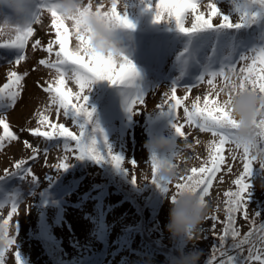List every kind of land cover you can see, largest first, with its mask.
I'll use <instances>...</instances> for the list:
<instances>
[{"label":"rangeland","instance_id":"rangeland-1","mask_svg":"<svg viewBox=\"0 0 264 264\" xmlns=\"http://www.w3.org/2000/svg\"><path fill=\"white\" fill-rule=\"evenodd\" d=\"M41 2L42 0H29V4L26 5H31L32 3L35 5L37 3L38 6L32 9L36 13ZM98 2L99 0H94V3ZM155 2H158V0L153 1L152 15L154 19L156 14ZM208 2L209 0H202L201 11H206L203 5ZM213 2L216 3L221 12L229 14L232 19H239L246 9L243 0H213ZM104 3L108 5L109 0H105ZM143 4V0H118V10L121 11L122 15L126 14L133 21L142 20L144 14ZM28 10L25 6V15L32 17L33 14H30ZM26 11L29 13H26ZM15 15L10 8L0 5V25L8 23L12 26L22 27L19 15ZM42 21V25H34L36 32L29 41V47L26 51L27 59L19 65L13 63L23 55L22 50L16 54L12 49L14 47L0 48L7 53L5 55L0 54V86H3L7 82V73L9 71H17L21 74L28 73L26 79L22 82L24 87L21 98L13 109H9L4 113L11 129L17 134L18 140L9 142L0 151V174L10 167L13 161L30 157L32 151L24 145V141H28L33 147L40 149L38 158L34 160L35 162L30 160V163H34L28 164V167L32 168L33 174L36 176L35 178H31L33 182L36 181L38 184V191L43 186L44 181L50 179L49 174L55 173L58 170L53 166L60 163L65 155L71 156V152L65 153L63 149L64 143L55 142L50 148H47L44 145L43 137L33 136L30 132V129L39 126L35 113L48 103L47 94L37 87V82L44 83L46 80L51 79L52 76L49 69L38 64V60L40 58H47V54L41 50H34L31 47L37 38H40L45 43L49 39L54 38V31H50V14L45 12L42 16ZM164 22H170V20H167L165 16V20L159 23ZM117 33L124 48V56H129L131 51L135 50V48H132L135 43L139 44L138 40L135 37L126 36L127 34L124 36V33L115 31V34ZM225 38V47L228 51L232 46L233 37L225 35ZM3 39H7V37L5 36ZM217 42L215 39V44ZM187 43L188 41L180 35L170 37L166 50L168 68L164 71V76L158 78L144 71L138 77L136 84L147 95L145 105L137 106L138 113L129 112L126 102L125 106L117 114L107 119V123L109 121L114 126L108 124L110 128L117 129L109 138L108 149L110 148L113 154L117 153L120 155L124 161L120 165L122 170H120L119 180L122 181L123 179L126 184H128V181L134 182L137 185L135 188H138L136 189L135 196L139 199L145 197L146 192L143 186L152 182L153 175L150 163L151 153L146 146L149 141L148 132L154 131L158 137L164 136L169 139H175L180 148L184 149V140L176 135L175 128L173 127V117L170 122L165 123L162 131L158 127L159 121L157 124L156 118L164 112L157 109V105L161 102L163 93L172 87H178L177 96L183 97L186 94V87L197 85L205 75L235 64L227 61L221 69L215 71L206 69L200 77L196 78L194 85L187 86L186 81H184L185 84L180 83L177 86L170 76L181 75L180 80L187 77H183L184 74H182V71L189 65V61L184 57H188ZM140 44H142V40ZM215 44L213 35L209 34L204 42L199 45L205 52L204 59L206 62H211L213 59L211 48H214ZM256 47L257 49L248 53H241V56L244 57L255 51L264 49V45ZM153 51L156 52L155 49ZM176 52H178L177 58L179 62H174L175 59L173 61L170 58L175 57ZM129 59L131 60V58ZM171 63L172 66L170 65ZM242 66V62L236 65L237 69ZM34 68L36 69L35 71H33ZM168 69L170 70L169 75L166 74ZM220 83L222 81L218 80L217 84L219 85ZM67 87L71 88L73 92L78 91V87L72 82H69ZM94 87L95 83L92 84L88 92L89 95L93 94ZM207 88L206 82L199 83L188 93V100L184 103H190L198 95L202 97L206 93ZM0 105L7 107L3 101H0ZM178 115L180 117L179 122L184 123L183 105L178 109ZM50 120L53 123L71 124V120L65 119L62 112L59 118H57L55 109L51 110ZM41 130L50 131L51 129L42 127ZM71 130L73 129L71 128ZM183 130L188 133V142L193 144L194 148L184 149L183 159L176 161L181 169V175L184 174V169L200 166L202 160L207 156L206 143L212 139L210 133H201L195 127L189 128L185 125ZM198 139L201 141L199 144L196 143ZM231 147V145L225 146V156L227 162L232 164V172L230 174L227 173V168L225 167L223 172L218 174V180L214 182L210 196L206 198L211 204L209 216L215 214L218 216L219 221L225 220L223 211L224 197L222 194L229 189L235 190L232 181L242 171L240 160L238 159L233 162L228 157V149ZM45 151L47 154H45ZM163 155L168 156L169 154L164 153ZM197 156L199 159L195 158ZM133 160L137 161L135 166L131 164ZM79 174L82 175V181L76 185H71V188L64 193L63 197L57 198L58 201L62 200L61 206L58 209L49 207L45 213V217L51 226H53V235L62 241V249L65 256L80 255L87 246H97V254L89 264H172L174 258L178 257L182 252L199 249H202L204 252L200 264H207L210 260L213 254V246L219 244L217 236L222 233L223 224L217 222L215 233H213L210 231L213 221L206 219L194 238L182 237V242L179 243L180 238H174L166 228L169 221V199H171L172 192L174 191V184L169 186L168 193L164 194L156 202H153V204L146 201L144 204H141V201H137L135 198L128 200L116 193H111L110 196L106 197L102 196L97 186L102 176L99 168L95 166L90 165ZM220 175H223V183L219 182ZM262 175H264V169L255 166L253 175L250 178L252 188L247 199L249 220H245L242 215H238L236 221V225L240 228L242 235L250 230L251 219H255L257 225L264 223V186H261L260 179ZM126 184L123 183V185ZM27 187L28 181L20 179L12 186L11 182L7 183L4 186L5 191L0 194V222L3 218H8L13 205L18 207L17 212L12 214V220L10 221V229L15 235V243L5 253L3 257L4 264H20L15 259V253L19 254V258H22V255H24L26 259L25 262V259L22 258L24 264H54L48 258L38 241L29 234L31 226H38V217H40L39 214L41 212L37 210L39 204L38 191L28 193ZM20 190L22 194L20 198H17L18 195L16 193ZM217 206L220 208L219 212H216ZM256 212L259 214V217L255 215ZM148 214H151L152 218L146 222ZM100 220L103 221L105 227V241L102 243L97 242L99 233L98 222ZM132 225L139 226L137 227L139 230H134V234H126L127 227ZM149 239L155 240L156 245L150 247L146 243ZM231 244L232 240L229 239L228 245ZM18 249L20 250L16 252ZM244 255H247L246 251ZM236 264H240L239 257L236 258Z\"/></svg>","mask_w":264,"mask_h":264},{"label":"snow or ice","instance_id":"snow-or-ice-1","mask_svg":"<svg viewBox=\"0 0 264 264\" xmlns=\"http://www.w3.org/2000/svg\"><path fill=\"white\" fill-rule=\"evenodd\" d=\"M26 2V0H24ZM253 3L264 5V0H252ZM202 0H158L155 2V22L162 20L174 19L177 27L181 32L194 33L212 28H240L245 21L254 20L255 13L249 15L245 12L241 17L240 23H233L231 18L222 15L220 9L213 0L204 6L206 11H201ZM149 8L152 4H148ZM47 12L50 14V31H54V38L49 39L46 43L37 38L31 47L34 50H41L47 54V58H40L38 64L46 67L52 73L51 79L44 83L37 82V87L45 92L48 96V103L35 113L38 121V127L30 129L33 136L43 137L47 141L54 138H63L65 144L63 149L65 153H76L75 156L83 158L91 155L96 159H101V155L97 150V141L91 138L86 125L93 120L95 113L94 108H89L88 92L92 84L97 80H107L112 85L123 86L127 97L128 111L138 113L137 106H144L146 96L139 86L136 84V78L139 75L136 65L127 56H122L117 60L113 56H103L96 54L89 49L90 37L87 32L90 29L84 28V23L88 15L95 14L103 17L107 24L112 28L135 29L136 25L128 18L126 14H121L118 10V0H109L106 5L103 0L94 3V0H85L84 6L80 10L78 17H73L74 23L70 25L64 13L61 10L59 0H42L39 9L33 14L32 18L26 24L21 26H12L8 23L0 25V47H16L22 50L23 55L13 64L19 65L27 59L26 51L29 47L30 39L35 35L36 28L34 25H42V16ZM191 17L190 26L186 23ZM219 17L220 23L214 24L213 19ZM7 39H3V37ZM71 44V46H70ZM243 66L237 69L238 63ZM36 69L34 68L33 71ZM28 73H19L17 71H9L7 73V82L0 86V101H3L7 107L0 105V127L3 134L0 135V147L6 142L18 140L17 134L11 130L10 124L6 118L9 109H13L23 91V81ZM207 77V79H206ZM222 83L219 85L217 81ZM236 84H231L232 81ZM69 82L74 83L78 87V91L73 92L67 85ZM206 82L208 85L206 93L196 96L190 103L185 104L188 100V93L192 91L199 83ZM197 85L186 87V94L183 97L177 96L178 87H172L163 93L161 102L157 105V109L171 113L173 116V127L176 135L184 140V149H193V144L188 142V133L183 129L185 125L189 128L195 127L201 133H210L212 139L206 143L207 156L204 158L199 167L186 169L183 175H179L175 183L176 193L171 196L174 203L176 195L183 190H191L199 194L201 202L207 201L213 189L214 182L218 180V174L222 173L225 167L227 173L232 172V164L227 162L225 156V146L231 145L228 149V157L235 162L238 159L242 163V171L232 181L234 189L226 190L222 195L224 197V214L225 220L219 221L218 216L213 214L207 216L206 219L213 221L210 231L215 233L216 223H222V233L217 236L218 245L212 248V256L207 264H236V258H240V264H264V223L256 224L255 219L250 220V230L243 234L236 225L238 215H242L245 220H249L247 199L252 188L250 178L253 175L255 164L250 155L248 144H241L236 137V129L238 121L233 119L228 108L231 99V92L226 98L222 97L221 87L230 85L240 90L251 89L264 94V49L253 52L244 56L239 62L232 66L212 72L201 78ZM183 105V120L180 123L178 109ZM56 110L57 118L61 112L65 119L71 120L78 132L70 130L63 123H53L50 120L51 110ZM86 117L84 122H79L75 117ZM51 130H41V128ZM97 131H102L99 125H96ZM174 150L167 159L171 162L172 167L179 169L176 162L183 157V150L174 139ZM74 142L75 147H72ZM252 142L257 145H264V116L257 121L255 131L252 136ZM197 144L201 143L198 139ZM24 145L31 149V160L38 158L40 149L24 141ZM45 154L47 152L45 151ZM108 154L111 159L119 166L124 161L119 155H112L109 148ZM199 159V157H195ZM68 156L65 155L62 161L53 167L56 169H66L69 166L67 162ZM186 162V159H185ZM29 163L26 159H20L15 163V171L6 169L5 175H10L17 171H26L28 176L35 178L31 167H26ZM151 167L153 169L152 182L161 188V191L168 193L171 184L161 183L156 175L159 165V158L155 153L150 158ZM135 166L137 161H131ZM219 182L223 183V175L219 176ZM18 207L13 205L7 219L0 223V241L4 246L0 247V264H3V257L9 250L10 246L15 243L9 235L10 221L12 214L16 213ZM220 208L217 206L216 212ZM255 215L259 217L256 212ZM203 231V229H201ZM190 237L195 236L190 233ZM232 240V244L228 245V240ZM247 255H244V252ZM15 259L19 262V254L16 253Z\"/></svg>","mask_w":264,"mask_h":264},{"label":"trees","instance_id":"trees-1","mask_svg":"<svg viewBox=\"0 0 264 264\" xmlns=\"http://www.w3.org/2000/svg\"><path fill=\"white\" fill-rule=\"evenodd\" d=\"M154 0H143L144 4V14L142 20H136L132 22L136 25L135 29H127V28H117L121 29L134 34H139V36H155L154 38H163V36L170 35V36H182L188 38H192L196 36H204L208 33H227L228 35H232L234 44L235 41H242V43H246L250 37H252L254 32H260L264 30V5H261L259 3H253L252 0H243L244 6H245V12H247L249 15L255 13L256 18L254 20H248L245 21L243 26L240 28H212L204 31L194 32V33H184L179 30V28L176 25V22L174 19L170 20V22H164V23H157L155 22V19L152 15V7L149 8L148 4L151 3L153 6ZM203 11V10H202ZM221 12V11H220ZM243 12V14L245 13ZM222 15H226L230 17L229 14L221 12ZM242 17V16H241ZM241 17L239 19H232L233 23H240ZM131 20V19H130ZM191 17H189V21L186 23V26H190ZM214 24L220 23V18L216 17L213 19ZM252 35V36H251ZM156 43H152V45H155ZM237 43V47H238ZM132 60V59H131ZM133 61V60H132ZM133 63L136 65V68L138 70L139 75L137 76L136 80L142 73V69L140 65H137L136 62L133 61ZM95 87L93 94L89 95V101L88 105L89 108H94L95 113L93 116L92 122L88 123L86 125L89 133L91 134V138H95L97 141V150L101 155V159H96L91 155H86L83 158L76 155V153H70L71 156L68 157L67 162L69 163V166L66 169H58L55 171V173L49 174L50 179H52V183L49 185V187H46L44 190V197L49 200L48 197H54L55 190L58 189L59 186L60 189H58V192L63 190L64 188H67L70 186L72 182L76 180L75 173H77L78 169L81 166H84V164L88 165H95L99 168V171L101 173L102 178L98 181L97 186L99 187V193L106 197L110 196L111 193H116L124 196L126 199L131 200L134 199L137 201H141V204H144V202H150L153 204V202H156L158 199H160L165 192L161 191V188L157 186V184L151 182L148 185H144V191L146 192L145 197L142 199H139L137 196H135V192L137 185L134 182L128 181V184L119 180L120 175V165L118 166L112 159L111 155L108 154V142L111 135L117 131V129L110 128L109 125H111L107 119L111 118L112 115L117 114V112L121 109V106L124 104L126 100V95L123 86L118 85H112L107 80H97L94 82ZM171 113L165 114L161 113L157 116V124L159 129L162 131L165 127V123H167V119L170 117ZM75 119L79 122H84L86 120V117L79 116L75 117ZM99 125V128L102 129V131L96 130V125ZM109 124V125H108ZM67 127L73 129L72 131L78 132V129L73 125L72 121L70 125H66ZM113 126V125H111ZM114 127V126H113ZM116 128V127H115ZM77 129V131H76ZM3 134V129L0 127V135ZM149 140L153 137H158L156 132L149 131L148 132ZM61 142L65 143V140L63 138H55ZM49 141V140H48ZM7 143V142H6ZM5 143V144H6ZM5 146V145H4ZM3 146V147H4ZM3 147H0V151L3 149ZM72 147H75L74 142L72 143ZM112 153V152H111ZM112 155H118L117 153ZM120 156V155H119ZM107 157V158H106ZM25 159V158H24ZM30 157L26 160L29 161ZM112 160V161H110ZM19 160L13 161L12 164H10L7 169L15 171L14 165ZM62 161V160H61ZM60 161V162H61ZM28 167V164L26 165ZM25 171H17L13 172L10 175H5L3 178H0V188L2 187V184L11 181L15 178H18V176L21 173H24ZM5 171L0 174V176L4 175ZM28 176V175H27ZM67 176L71 177L72 179L69 181V184L67 186L63 185V182H65L68 178ZM30 177V176H29ZM78 179V178H77ZM79 180V179H78ZM126 184V185H123ZM51 185H54L55 189L49 190ZM176 193L175 184H174V191L172 192V195ZM1 194V193H0ZM156 204V203H155ZM52 207L55 209H58L57 204H53L52 201H44L43 199L40 200L37 210L41 213L39 214L40 217H38V226L34 227L31 226L29 228V234L31 237H33L35 240L38 241L40 246L44 249L46 255L50 260L54 262V264H89L91 260L94 259V257L97 254V246H87L82 254H78L75 256L70 257L69 255H64L63 253V244L60 239H57L53 233H52V227L50 222L47 220L46 211L47 208ZM152 218L151 214L147 215L146 222ZM4 219H7L6 217L1 220L0 223L3 222ZM243 220V218H242ZM241 220V221H242ZM239 221V222H241ZM99 227V233L97 242L102 243L105 241V227L103 224V221L100 220L98 222ZM136 225H132L127 227L126 234H134V230H139ZM9 235L12 236L11 238L15 241V235L12 233L10 227H9ZM182 242V237L179 239V243ZM74 243V242H73ZM150 247H153L156 245V241L149 239L148 242H146ZM98 244V243H97ZM158 245V244H157ZM20 249H18L16 252H18ZM16 254V253H15ZM22 258H24V255H22ZM22 258H19V263L24 264V261ZM25 259V258H24ZM5 261H3L4 264ZM26 262V259H25Z\"/></svg>","mask_w":264,"mask_h":264},{"label":"clouds","instance_id":"clouds-1","mask_svg":"<svg viewBox=\"0 0 264 264\" xmlns=\"http://www.w3.org/2000/svg\"><path fill=\"white\" fill-rule=\"evenodd\" d=\"M59 3L67 22L72 25L74 23L72 18L79 16L85 0H59ZM25 6L26 2L13 6L20 17L22 25L29 20L25 15ZM84 28L90 29L87 35L90 37L89 49L91 51L105 57L113 56L117 60L124 56L122 42L115 37L117 28L110 27L103 17L95 14L88 15ZM231 84H236V81L233 80ZM231 84L222 86L221 92L223 98H226L228 93L231 92V99L227 106L233 119L238 121V128L235 130L236 137L241 144L249 145L250 155L255 166L264 169V145H257L252 142L257 121L264 116V94L251 89L240 90L238 85L232 87ZM174 144V139L159 136L151 138L146 145L151 155L155 153L159 158L156 175L163 184L172 185L177 183V178L181 174V169L172 167L171 162L167 159L174 150ZM164 153L169 155L164 156ZM180 159H183V157H180ZM260 179L261 186H264V175ZM169 205V221L166 228L174 238H192L189 235L190 233L195 236L211 211L210 202L205 201L202 203L199 194L191 190H183L176 195L174 203L169 199ZM3 246V242L0 241V247ZM203 255L202 249L182 252L174 258L172 264H200Z\"/></svg>","mask_w":264,"mask_h":264}]
</instances>
